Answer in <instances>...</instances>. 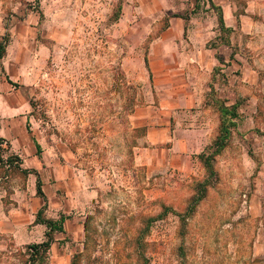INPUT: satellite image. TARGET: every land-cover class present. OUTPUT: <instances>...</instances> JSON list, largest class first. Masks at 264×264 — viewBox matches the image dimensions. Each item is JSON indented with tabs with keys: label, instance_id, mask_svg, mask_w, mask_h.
Instances as JSON below:
<instances>
[{
	"label": "rangeland",
	"instance_id": "1",
	"mask_svg": "<svg viewBox=\"0 0 264 264\" xmlns=\"http://www.w3.org/2000/svg\"><path fill=\"white\" fill-rule=\"evenodd\" d=\"M123 1L0 0V36L9 39L0 60V264H26V246L45 239L46 226L33 222L34 168L56 201L44 216L65 217L46 264H264V122L240 121L212 174L200 154L211 155L218 132L213 108L201 150L181 155L179 133L203 123L192 111H174L169 139L151 142L147 131L167 123L165 81L181 84L184 61L175 51L164 77L154 61L150 81L143 57L160 55L168 8L128 0L116 22ZM199 5L189 24L204 23L211 49V5Z\"/></svg>",
	"mask_w": 264,
	"mask_h": 264
},
{
	"label": "crops",
	"instance_id": "2",
	"mask_svg": "<svg viewBox=\"0 0 264 264\" xmlns=\"http://www.w3.org/2000/svg\"><path fill=\"white\" fill-rule=\"evenodd\" d=\"M127 1L119 2L116 5L115 9L118 11L116 22L122 19V12L131 6V3ZM129 1L132 2V0ZM163 1L166 4V9H168L165 24L160 28L159 34L161 36L157 40L161 46V52L157 56L152 54L148 49L145 55L148 66H145L144 57L143 66L148 72V77L151 81L152 76L155 74L153 69L154 61L156 63L159 61L160 67L158 71L160 77L169 74L172 64L171 55L175 51L183 59L184 65L181 73L178 75V77H182L181 84L176 82L175 85H172L174 84V80L171 77L165 81L166 87H164L163 91H166V93H162L163 103H165L163 108L165 109H163L164 115L162 120L167 121V125L163 124L161 132L155 131L153 134L149 129L147 131L149 140L154 142L167 141L169 139L171 114L178 110V112L184 114L192 111V120L203 122L200 126H196V128H189L179 133L181 137L178 138V142H181L183 146V154L181 153V155L194 148L197 151L201 150L205 144H208L211 139V132L208 129L209 121H211V109L213 108L216 111L213 105L206 102L210 84L214 85L218 96L224 100L226 106L239 102L237 108L239 117L236 120V130L240 121H246V119L256 121L257 125L263 123L264 0H211L215 5L220 7L223 25L228 29L224 32L220 30L217 14L211 8V39H213L211 49L207 46L208 39H206V31L204 30L206 26H203L204 28L200 26L204 25V23H200L197 27H195L196 22L194 26L189 24L193 18L192 15L200 8V5L198 8L196 7V0ZM198 3L200 4V1ZM143 4L146 5V3ZM186 11L189 12L188 15ZM131 12L134 11L131 10ZM184 34L187 35L188 39L182 38ZM196 42L198 43L197 45ZM222 63L227 65L225 80L228 87L221 89L220 92L217 86V75L219 70L221 71L220 65ZM231 70L235 71L234 74H231ZM191 83L193 86H191ZM172 86L175 87V89L173 88L174 91L170 90ZM247 107L249 109H246ZM186 118L188 117L182 116L179 118V121H188L189 119ZM157 134L163 135V137H157ZM262 135L264 136V133ZM176 144L175 142V148ZM31 158H33L31 162L35 164L36 160L34 157ZM24 160H27V157ZM41 188L45 195L46 203H48L49 207L53 206L56 202L54 197H51L46 192L44 184ZM38 198L41 199L39 196ZM38 198L36 200L39 201ZM40 202L39 206L41 207L43 204L42 199ZM10 215L11 213H9ZM10 219L13 222L12 231L15 232L17 226V223L14 222L15 217H10Z\"/></svg>",
	"mask_w": 264,
	"mask_h": 264
},
{
	"label": "trees",
	"instance_id": "3",
	"mask_svg": "<svg viewBox=\"0 0 264 264\" xmlns=\"http://www.w3.org/2000/svg\"><path fill=\"white\" fill-rule=\"evenodd\" d=\"M199 1L200 0H196V7L197 8L199 6V3H198ZM206 1L209 2V4L211 5V8H213L217 14V19H218V24H219L220 30L223 32L225 30H228L223 25L220 7L218 5H215L211 0H206ZM114 15H115V17L118 15V11L116 9H115ZM8 42H9L8 37L0 36V60L3 58V56L5 54V50H6V46H7ZM145 55H144V62H145V66L147 67L148 64H147V59H146ZM206 102L215 107L216 112L218 114V119H219L218 132H217L216 137L214 138V140L211 143V148H212L211 155L205 156L203 154H200V158L203 159L202 161L204 162L205 167L211 168V174H212L214 172L212 169V162L214 160L213 159L214 155L220 153L221 150L224 149L229 144L232 131L237 127V121L236 120L239 117V113L237 112L239 102H237L233 105H230V106H226L224 104V100L218 96L216 89H215L213 84L209 85V91H208V94L206 96ZM2 140L3 139L0 138V141H2ZM36 148H37V151H39L38 145H36ZM15 160H17V159H12V160L9 159V161H11V163H12V161H15ZM32 172H34L37 176V178H36V194H37V196L41 197V199L43 201V204L41 205V207L39 208V210L37 211V213L35 215L34 223L35 224H44L46 226L47 230L45 232V239L43 241H41L39 243H32V244H29L26 246L28 258H27V260H25V262H26V264H46L48 251L50 249L52 242L54 241L53 234H54V232H62L63 231L62 224H63L65 217L62 214L60 215V217L58 219L47 218L44 216V211L47 208V203H46L45 195H44L42 188H41L42 183H41V180L38 177V174L36 173V171L32 170ZM198 200L199 199H194V203H192V206L187 207V209L185 210V215H181V217H180L181 226L180 227L182 229L184 228V226L186 224V218H187L186 216L191 215V212H192L194 206L197 204ZM167 210H168V207L164 208V211L162 214H165V212ZM162 214H160L158 216H162ZM155 218L156 217H151L148 219V224L145 227L146 229L150 225V222L154 221ZM146 229H144V230H146ZM181 234L183 235V232H181ZM143 238L144 237L141 234H139L137 236V238H136L137 247H140L142 245ZM139 254H140L139 257L142 256V253H139ZM73 264H75V263H73Z\"/></svg>",
	"mask_w": 264,
	"mask_h": 264
}]
</instances>
